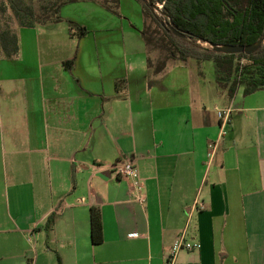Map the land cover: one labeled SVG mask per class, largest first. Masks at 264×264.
<instances>
[{
    "label": "crops",
    "instance_id": "0c3cea01",
    "mask_svg": "<svg viewBox=\"0 0 264 264\" xmlns=\"http://www.w3.org/2000/svg\"><path fill=\"white\" fill-rule=\"evenodd\" d=\"M85 1L110 23L17 27L18 56L0 58V264H168L182 235L200 248L172 264H264V88L217 92L214 107L230 110L222 135L191 97L189 59L153 73L142 30L111 21L131 4ZM128 159L143 204L112 170Z\"/></svg>",
    "mask_w": 264,
    "mask_h": 264
},
{
    "label": "trees",
    "instance_id": "16d2710c",
    "mask_svg": "<svg viewBox=\"0 0 264 264\" xmlns=\"http://www.w3.org/2000/svg\"><path fill=\"white\" fill-rule=\"evenodd\" d=\"M41 1L35 8L25 0H6L7 4L0 8V58H16L19 54L17 32L5 21L8 8L12 11L18 27L32 28L38 24L61 22L60 7L76 0ZM137 1L142 8L141 36L146 48L152 45L155 49L165 52L164 58L154 66L148 57V66L154 68L153 73L162 71L169 61L209 60L214 63L218 80L230 83L228 97H231L239 86L243 87L244 94L264 88V43L249 55L224 54L212 49V45L256 43L264 33V0ZM158 12L161 16L157 15ZM67 23L70 30L75 26L79 31L78 36L86 34L85 26H71L72 22L69 21ZM169 23L185 36L175 35L167 27ZM151 24H154L161 34H158V30L152 31ZM243 59L247 63H241ZM52 223L53 217L50 216L45 227L49 228ZM90 238L93 244L103 241L102 218L97 207L90 208Z\"/></svg>",
    "mask_w": 264,
    "mask_h": 264
},
{
    "label": "rangeland",
    "instance_id": "374dc122",
    "mask_svg": "<svg viewBox=\"0 0 264 264\" xmlns=\"http://www.w3.org/2000/svg\"><path fill=\"white\" fill-rule=\"evenodd\" d=\"M27 3H31L35 8L38 7L39 3L42 2L41 0H25ZM31 1V2H30ZM83 2H80V4H77L75 6H61L59 9V16L62 18L61 22H64V17L69 16V18L77 20L78 22H82L86 27L93 29L97 28L100 25L107 24L110 22H106L105 19H100L102 17V12H98V10L94 8H90V5L94 4L92 2H88L85 0H81ZM126 2H129L131 4V9H128L127 7H120L117 10H114V18L113 24L114 27L120 26L122 24V27L125 28L126 23L128 26L130 25L133 28L143 29V19L140 15V12H138V6L134 0H124L125 4ZM92 3V4H91ZM4 4H7L6 0H0V8L3 7ZM107 5H112V2L109 0ZM93 6V5H92ZM94 6H99L98 4H94ZM160 9L162 8V5L159 6ZM111 9V7H110ZM123 9V11H122ZM121 10V11H120ZM158 16H161V14L158 12ZM0 16L2 17V12L0 10ZM68 18V19H69ZM5 21L10 25L11 28L16 29L18 27L15 19L13 18L12 11L8 8L5 13ZM77 21H69L72 22L71 26L81 25ZM67 25H69L67 23ZM133 25V26H132ZM83 26V25H82ZM75 32L79 33V31L74 27H72ZM126 29V28H125ZM150 29L152 31L158 30V34H161V31L154 26V24L150 25ZM17 30V29H16ZM117 35V34H115ZM157 35V34H155ZM148 51V57L151 60L153 66L155 63L159 60H162L165 56V52L160 51L158 49H155L152 45L149 46L147 49ZM179 61V60H177ZM183 62V61H182ZM167 63H176V61H169ZM241 63H247L246 60H241ZM186 64L188 65L186 67L187 70L190 71L191 79L195 83V87H193L192 83L191 90L194 88V96L192 98H196L195 101H202L208 108L214 109V105L222 106V101L219 99V95L217 92L225 93L227 91L228 95V87L230 86V83H225L223 80H218L215 72V66L212 61H197L195 59H189ZM169 65V64H168ZM167 65V66H168ZM165 67L160 71L161 74L165 69H169L168 67ZM154 69V68H153ZM158 74V73H157ZM237 74H235L236 76ZM197 89V90H195Z\"/></svg>",
    "mask_w": 264,
    "mask_h": 264
},
{
    "label": "built area",
    "instance_id": "2783aa9c",
    "mask_svg": "<svg viewBox=\"0 0 264 264\" xmlns=\"http://www.w3.org/2000/svg\"><path fill=\"white\" fill-rule=\"evenodd\" d=\"M214 110L216 111L217 117L221 122V134L226 133V126L229 124V109H219L218 107H214ZM216 145L212 144L209 146V150L207 153L208 160L212 159L215 153ZM112 170L115 173V175L123 180H127L130 183V188L134 192V200L140 204H143L145 202L144 194L142 193V183L140 179V175L138 172L137 167L135 166L134 162L131 159H128L126 161H117L112 165ZM195 207L198 209H202L203 204L202 203H196ZM200 248V244L198 242H190L186 241L183 238V235L175 240L167 255H166V261L168 264H172L176 255L184 250L188 252H192L195 250H198Z\"/></svg>",
    "mask_w": 264,
    "mask_h": 264
},
{
    "label": "water",
    "instance_id": "95a60500",
    "mask_svg": "<svg viewBox=\"0 0 264 264\" xmlns=\"http://www.w3.org/2000/svg\"><path fill=\"white\" fill-rule=\"evenodd\" d=\"M158 10H160L158 8ZM175 35L179 37H184L185 34L178 31L175 27H173L172 23H169L167 26ZM262 43H264V33H262L261 37L258 41L252 45H245V44H238V45H230V44H223V45H212V49L215 52H220L224 54H239L245 53L247 55L253 53L254 51L258 50Z\"/></svg>",
    "mask_w": 264,
    "mask_h": 264
}]
</instances>
